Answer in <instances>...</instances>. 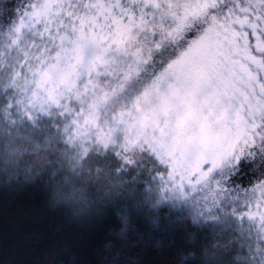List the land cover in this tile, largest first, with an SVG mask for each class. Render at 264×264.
<instances>
[{
  "label": "snow or ice",
  "instance_id": "1",
  "mask_svg": "<svg viewBox=\"0 0 264 264\" xmlns=\"http://www.w3.org/2000/svg\"><path fill=\"white\" fill-rule=\"evenodd\" d=\"M16 12L0 121L51 124L160 207L186 199L193 224L246 234L251 259L224 264H264V0H22ZM127 258L111 242L100 255Z\"/></svg>",
  "mask_w": 264,
  "mask_h": 264
},
{
  "label": "trees",
  "instance_id": "2",
  "mask_svg": "<svg viewBox=\"0 0 264 264\" xmlns=\"http://www.w3.org/2000/svg\"><path fill=\"white\" fill-rule=\"evenodd\" d=\"M7 7L0 15V39L15 21L22 0H8ZM46 127L39 125L36 132L40 139ZM28 132V128L19 130L22 138ZM11 171L36 169L12 170L0 157V264H101L100 255L109 242L130 257L124 264H177L180 260L198 264L196 257L184 255L200 248L210 255L217 252L210 239L215 227L193 224L183 211L171 212L180 216L176 222L162 209L136 207L133 199L119 197L97 206L80 204L84 211L70 218L65 209L48 205V188L53 181L48 174L28 178ZM242 179L237 181L242 183Z\"/></svg>",
  "mask_w": 264,
  "mask_h": 264
},
{
  "label": "rangeland",
  "instance_id": "3",
  "mask_svg": "<svg viewBox=\"0 0 264 264\" xmlns=\"http://www.w3.org/2000/svg\"><path fill=\"white\" fill-rule=\"evenodd\" d=\"M10 28L11 26L5 34ZM5 34L0 39V43L6 39ZM41 124L47 127L40 139L36 131L40 129L38 127ZM21 128H28L29 131L24 138L19 133ZM11 129L12 132L9 131ZM0 138L2 140L0 141V157L9 163L12 170H22V167L36 169V171H11L12 173H21L23 177L28 178H32L37 173L48 174L52 180L69 175L82 177L84 185L78 187L77 191L85 195L80 204L94 206L104 203L103 201H114L122 197L127 200L133 199L132 204L136 207H148V210L156 211L162 209L164 215L176 222L181 220L180 216L172 215L171 212L183 211L192 222L190 218L192 205L189 201L182 199L176 202L172 210L168 207H160L156 203L155 194L146 192L133 179L131 173L127 175L117 173L106 160L94 155L81 156L78 145L68 142L60 130L47 122L38 119L37 124L33 126L31 123L20 120L12 124L0 121ZM39 168L47 171H37ZM235 183L240 184L237 180ZM199 195H204V193H199ZM211 226L215 227L212 229L213 234L210 239L214 241L216 251L219 250L225 254L226 258H231L234 253L239 252L242 256L247 255L251 259L252 254L249 252V247L254 248V244L246 234L241 236L239 231L226 230L223 224H211Z\"/></svg>",
  "mask_w": 264,
  "mask_h": 264
},
{
  "label": "clouds",
  "instance_id": "4",
  "mask_svg": "<svg viewBox=\"0 0 264 264\" xmlns=\"http://www.w3.org/2000/svg\"><path fill=\"white\" fill-rule=\"evenodd\" d=\"M83 185L82 177L77 178L71 175L53 180L48 188V205L52 208L61 207L65 209L66 215L70 218L79 216L84 211L80 206V201L85 194L77 191V189ZM190 255L198 259V264H224L222 253L219 250L215 255H210L207 249H194ZM49 264H51L50 261ZM177 264H183V260L177 261Z\"/></svg>",
  "mask_w": 264,
  "mask_h": 264
}]
</instances>
